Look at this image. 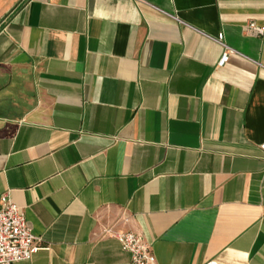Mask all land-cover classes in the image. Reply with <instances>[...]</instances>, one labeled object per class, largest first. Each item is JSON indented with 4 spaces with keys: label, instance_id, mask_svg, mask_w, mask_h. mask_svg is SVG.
<instances>
[{
    "label": "crops",
    "instance_id": "0c3cea01",
    "mask_svg": "<svg viewBox=\"0 0 264 264\" xmlns=\"http://www.w3.org/2000/svg\"><path fill=\"white\" fill-rule=\"evenodd\" d=\"M263 142L264 0H0V195L40 246L11 264H130L108 228L264 264Z\"/></svg>",
    "mask_w": 264,
    "mask_h": 264
},
{
    "label": "built area",
    "instance_id": "2783aa9c",
    "mask_svg": "<svg viewBox=\"0 0 264 264\" xmlns=\"http://www.w3.org/2000/svg\"><path fill=\"white\" fill-rule=\"evenodd\" d=\"M249 28L258 33L263 29L255 23H250ZM215 40L223 45L224 50L218 61V66H224L229 60L230 54L234 51L224 42L223 33H220ZM260 147L264 150V142ZM105 233L115 237L121 244L123 250L130 252V264H157L156 256L143 235L128 230L106 229ZM39 237L33 234L27 222L24 211L15 204L8 193L0 195V264H11L16 261L29 260L36 253L40 246L37 244ZM204 264H219L216 260Z\"/></svg>",
    "mask_w": 264,
    "mask_h": 264
}]
</instances>
